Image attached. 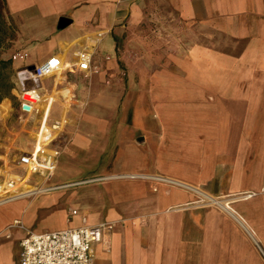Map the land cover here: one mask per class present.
<instances>
[{"label":"crops","instance_id":"1","mask_svg":"<svg viewBox=\"0 0 264 264\" xmlns=\"http://www.w3.org/2000/svg\"><path fill=\"white\" fill-rule=\"evenodd\" d=\"M5 1L26 40L30 17L45 18L38 63L50 55L71 63L82 46L103 55L125 32L137 33L124 36L126 46L145 47L150 32L151 47L175 50L141 71L146 99H136L130 119L127 110L79 125L85 130L45 183L60 187L0 200V264H19L27 231L77 226L82 217L108 225L92 264H264V0ZM61 17L70 20L64 28ZM97 72H82L92 74V91L105 76ZM64 74L41 81L49 113L57 94L71 95L58 89ZM102 90V111L113 110L115 89ZM79 163L94 174L55 179L58 168Z\"/></svg>","mask_w":264,"mask_h":264},{"label":"rangeland","instance_id":"2","mask_svg":"<svg viewBox=\"0 0 264 264\" xmlns=\"http://www.w3.org/2000/svg\"><path fill=\"white\" fill-rule=\"evenodd\" d=\"M29 22L25 24L24 28L34 29L35 27L41 28L38 31H26L23 34L26 37L32 39H24L21 34L17 31L14 22H10V37L5 44V48L2 50L3 56L10 57L11 53L19 50H24L29 54L27 62L31 64L38 63L41 59L39 54L38 46L46 47L47 40L45 29L48 26H42L46 23L43 17H30ZM48 22V21H47ZM48 24V23H47ZM101 36L103 33H99ZM124 35L116 47L105 49L103 55L95 53L96 61L99 66L97 69V74L104 71L105 76L100 81H98L97 89L91 90L92 74L85 75L82 72L65 70V79L63 85H59L58 89L62 86H67L70 88V97L65 101L62 96H58L56 100L52 102L51 110L49 113V120L60 119L64 120V125L61 132L57 135V138L51 144L52 148H56L60 151V155L57 159L67 153L69 150L73 134L76 132H82L79 127L80 124L87 123L90 120H118L121 113L127 111V118L130 119V114L132 115L134 111V103L137 98L143 103L146 96H143L145 87H147L148 81L139 78L141 71H149L154 59H161V63L167 58V52H172L173 48H154L151 47L150 42L152 35L150 32L146 33L145 47H134V45L126 46L123 41L124 36L128 35L134 40L137 33H123ZM108 37V36H107ZM134 43V42H133ZM224 50H231L224 48ZM109 56V58H106ZM109 66H106V65ZM160 64V63H159ZM22 65L19 61L13 62V67L15 69ZM159 67L161 65H158ZM15 78V77H14ZM54 78V77H53ZM51 81H54L52 79ZM112 86L115 89L113 95H110L111 101L114 102L113 110H108L103 112L100 105L102 102L99 101L104 94L103 87ZM44 91L45 98L48 97L51 92V88L46 86ZM40 101V112L27 116L22 115L18 108V99L15 91L12 90V95L10 97H5L0 100V186H5L7 189V194L1 196V199L11 197V195H16L19 192H24L26 190H36L41 187H52L57 188L61 185L47 186L45 183L47 181H52L54 173L49 176H43L39 173H32L30 177L25 181L27 171L23 169L17 162L19 154L23 150H29L35 140V133L37 131L40 119L43 114V107ZM74 123V131L71 128V124ZM57 167V164H56ZM56 170V168H55ZM76 170L83 171V177H90L94 174L93 171H88L87 165L74 164L69 165V167L58 168L56 178L59 180L70 179L71 175L76 172ZM58 171L61 173L59 174ZM55 172V171H54ZM19 178L17 180L16 178ZM13 181L14 183H10ZM33 187V188H31ZM19 186L21 189L15 187ZM51 188V189H52ZM10 190H12L10 193ZM39 191V190H38ZM14 192V193H13Z\"/></svg>","mask_w":264,"mask_h":264},{"label":"built area","instance_id":"3","mask_svg":"<svg viewBox=\"0 0 264 264\" xmlns=\"http://www.w3.org/2000/svg\"><path fill=\"white\" fill-rule=\"evenodd\" d=\"M98 36H101L98 33ZM29 55L24 50L11 53L10 59L19 61L22 65L15 70L14 91L18 99V108L22 115L31 116L40 112V86L43 78L55 74L61 69L70 71L91 72L98 66L94 64L95 51L82 46L75 51L74 61L63 63L57 55H50L40 63H27ZM109 58V56H106ZM64 120H49V111L43 109L35 140L29 150H23L17 159L18 164L27 172L51 176L56 168L60 151L51 144L57 138L64 125ZM159 181L175 182L162 176H153ZM52 187H46L51 189ZM11 198V197H8ZM77 211L72 209L70 214ZM18 221H15L17 224ZM105 223L87 224L85 217L77 226H69L53 231H27L20 240L18 254L19 264H92L94 246L103 239Z\"/></svg>","mask_w":264,"mask_h":264},{"label":"trees","instance_id":"4","mask_svg":"<svg viewBox=\"0 0 264 264\" xmlns=\"http://www.w3.org/2000/svg\"><path fill=\"white\" fill-rule=\"evenodd\" d=\"M11 19L6 8V1L0 0V100L12 95L15 87V68L10 57L3 56L2 50L10 37Z\"/></svg>","mask_w":264,"mask_h":264},{"label":"bare ground","instance_id":"5","mask_svg":"<svg viewBox=\"0 0 264 264\" xmlns=\"http://www.w3.org/2000/svg\"><path fill=\"white\" fill-rule=\"evenodd\" d=\"M32 174V172H27V175L25 177V181H27V179L30 177V175ZM10 183H14L13 181H11ZM40 189H42V191L44 190V187H41L39 189H36V190H32V192H36V191H41ZM29 191H24V192H21L20 195H24V194H28ZM7 194V189L5 188V186H0V197L1 196H5Z\"/></svg>","mask_w":264,"mask_h":264},{"label":"water","instance_id":"6","mask_svg":"<svg viewBox=\"0 0 264 264\" xmlns=\"http://www.w3.org/2000/svg\"><path fill=\"white\" fill-rule=\"evenodd\" d=\"M69 23H70V20H69V19H67L66 17H61V18L59 19V21H58V25H57V27H58V28H64V27L67 26ZM32 68H33V64H31V65L29 66V69H32ZM140 140H142V137H141V136L138 137L137 141H140Z\"/></svg>","mask_w":264,"mask_h":264}]
</instances>
